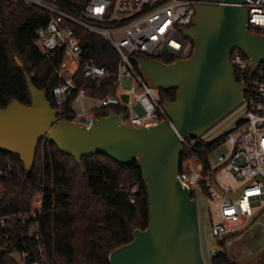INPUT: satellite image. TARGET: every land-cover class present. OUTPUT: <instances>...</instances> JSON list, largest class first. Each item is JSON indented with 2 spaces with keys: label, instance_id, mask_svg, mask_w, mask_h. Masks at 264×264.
<instances>
[{
  "label": "water",
  "instance_id": "water-1",
  "mask_svg": "<svg viewBox=\"0 0 264 264\" xmlns=\"http://www.w3.org/2000/svg\"><path fill=\"white\" fill-rule=\"evenodd\" d=\"M198 1L217 5L195 6L192 27L184 31L193 43L189 58L170 64L145 56L133 59L150 87L176 89L173 101L164 100L171 124L125 126L122 114L112 110L94 117L88 127L58 120L59 110L51 108L45 93L32 85L33 74L25 76L31 105L13 100L0 109V151L18 155L26 172L33 166L40 140L54 144L78 166L81 158L97 154L121 165L137 162L148 200L147 227L134 230L131 242L114 249L109 264H203L196 202L177 180L182 143L200 138L241 105L244 87L234 78L230 54L241 50L251 67L257 68L264 62V35L248 31L247 11L241 6L244 0ZM15 62L23 71L24 66ZM220 168L213 169L209 177L222 197L224 192L214 179ZM241 189L226 198L236 199ZM263 211L264 206L228 236L246 231Z\"/></svg>",
  "mask_w": 264,
  "mask_h": 264
},
{
  "label": "trees",
  "instance_id": "trees-1",
  "mask_svg": "<svg viewBox=\"0 0 264 264\" xmlns=\"http://www.w3.org/2000/svg\"><path fill=\"white\" fill-rule=\"evenodd\" d=\"M58 1L70 10L81 7L85 0ZM0 18V109L13 100L31 105L25 81V76L30 74H33L32 85L45 93L51 108L59 110L58 120H73L72 105L78 90H85L94 99L116 94L117 87L112 82L116 78L117 52L103 38L74 28L82 48L80 66L92 63L104 68L108 76L103 81L85 79L79 70L72 78L74 88L69 90L67 101L57 106L52 90L63 84L55 72L63 54L55 51L46 59L35 36L36 29L45 25L47 14L0 0ZM15 59L24 66L23 71ZM158 92L163 100L175 99L176 89ZM109 110L121 114L126 108L108 105L93 113L99 118ZM226 134L212 142L201 138L187 140L181 159L190 156L200 160L206 173L208 155ZM0 186V217L26 215L34 193L40 192L42 196L40 212L34 219H25L23 224L12 218L8 226L0 228V239L9 236L6 246L0 247V264H19L12 257L13 252H26L27 261L38 264H109L108 256L114 249L131 242L134 230L147 227L148 200L135 161L121 165L97 154L81 158L78 166L54 144L40 140L29 172L18 155L0 151ZM205 195L210 194L205 192ZM34 221L38 222L37 235H26L28 225ZM258 263L264 264V253ZM210 264L237 263L223 249L211 257Z\"/></svg>",
  "mask_w": 264,
  "mask_h": 264
},
{
  "label": "built area",
  "instance_id": "built-area-1",
  "mask_svg": "<svg viewBox=\"0 0 264 264\" xmlns=\"http://www.w3.org/2000/svg\"><path fill=\"white\" fill-rule=\"evenodd\" d=\"M9 1L47 14L45 25L36 29L35 36L36 44L46 59L55 51L63 54L62 62L55 70L63 84L52 90L57 106L67 101L69 90L74 88L72 78L79 70L85 79L103 81L108 76L104 68L92 63L80 66L82 48L74 28L97 35L114 48L119 59L116 78L112 83L119 87V94L94 99L81 89L77 91L74 102L82 98L95 100V109L108 105L123 106L126 111L121 113V123L134 128L152 127L162 121L171 123L164 100L157 89L147 84L133 59L145 56L150 60L170 64L175 60L189 58L193 46L185 37L184 31L192 27L195 6L217 5L198 0H85L81 7L67 10L58 0ZM241 6L247 11L248 31L264 35V0H244ZM70 63L74 64V68L68 70ZM229 63L236 82L244 87L241 103L244 106L243 118L227 132L223 140L215 144L217 147L220 143L229 145V150L218 157V166L207 160L206 173L200 160L185 156L180 159L177 176L178 182L189 191L195 202L205 192L215 193L209 176L219 166L234 179L241 180L235 190H222V197L217 194L221 198L218 221L211 225L208 233V237L214 241L210 250L211 257L232 246L233 240L228 235L241 228L254 214L251 199L264 196V62L253 69L248 56L235 49L230 54ZM136 86L140 92H136ZM94 117L93 111H82L74 114L72 122L88 127ZM186 141L182 145L187 144ZM216 174L217 172L215 176ZM239 189L241 192L236 199L226 198L227 194ZM34 203L38 207H30L26 215L0 217V228L8 226V220L12 218L22 223L24 219H34L40 212L42 196ZM235 220L241 221L238 228L230 226ZM30 226L34 227V231L26 235H37L38 222H31ZM8 241L9 236H3L0 247L4 248ZM17 254L22 264H37L36 261H27L26 252Z\"/></svg>",
  "mask_w": 264,
  "mask_h": 264
},
{
  "label": "rangeland",
  "instance_id": "rangeland-1",
  "mask_svg": "<svg viewBox=\"0 0 264 264\" xmlns=\"http://www.w3.org/2000/svg\"><path fill=\"white\" fill-rule=\"evenodd\" d=\"M116 94H119V87L116 90ZM136 92H140L136 86ZM97 106V102L91 99H81L78 102H73L72 109L75 114L81 113L82 111L90 112L94 111ZM244 116V106L241 104L227 116L217 122L212 126L208 131H206L200 138L204 142H212L217 140L219 137L227 133L234 125L239 122ZM229 150V145L219 144L209 155L207 160L214 164L215 166L219 165L218 157L224 155ZM240 179H234L232 175L227 171H222L221 169L217 171L215 176V182L221 190L233 189L235 190L239 184ZM1 193V186H0ZM40 192L34 193L31 199V208H37L38 205L35 202L36 199H39ZM221 198L217 196V193L211 192L210 195H199L196 201L197 207V220H198V238H199V249L202 261L204 264H210L211 260V246L214 244V241L208 237V233L211 225H214L218 221L219 214V205ZM251 209L255 213L260 208L264 206V196L251 199ZM36 210V209H34ZM20 216H23L20 214ZM25 220V219H24ZM24 224V221H23ZM241 224V221L235 220L230 223V226L233 228H238ZM34 227L28 225V232L26 234H32ZM233 240V245L230 246V249H226L228 252L233 248L239 249L241 251L240 263L245 264H256L255 261L261 258V255L264 253V214L260 216L253 222V224L243 233L233 235L231 237ZM12 257L19 263V255L17 253H12ZM27 262V261H26ZM38 264V263H37ZM263 264V263H262Z\"/></svg>",
  "mask_w": 264,
  "mask_h": 264
},
{
  "label": "crops",
  "instance_id": "crops-1",
  "mask_svg": "<svg viewBox=\"0 0 264 264\" xmlns=\"http://www.w3.org/2000/svg\"><path fill=\"white\" fill-rule=\"evenodd\" d=\"M233 245V244H232ZM228 249H230V248H228ZM228 254H229V256L237 263V264H245V263H240L241 261H242V259H241V256H243V255H241V254H243V253H241V251L239 250V249H235V248H233L232 250H229L228 252H227ZM262 256V255H261ZM259 260L260 259H257L256 261H255V263L256 264H259L258 262H259ZM243 262V261H242Z\"/></svg>",
  "mask_w": 264,
  "mask_h": 264
},
{
  "label": "bare ground",
  "instance_id": "bare-ground-1",
  "mask_svg": "<svg viewBox=\"0 0 264 264\" xmlns=\"http://www.w3.org/2000/svg\"><path fill=\"white\" fill-rule=\"evenodd\" d=\"M74 68V64L73 63H70L69 65H68V70H71V69H73Z\"/></svg>",
  "mask_w": 264,
  "mask_h": 264
}]
</instances>
